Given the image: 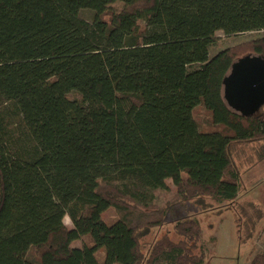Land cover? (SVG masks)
Masks as SVG:
<instances>
[{"label":"trees","instance_id":"obj_1","mask_svg":"<svg viewBox=\"0 0 264 264\" xmlns=\"http://www.w3.org/2000/svg\"><path fill=\"white\" fill-rule=\"evenodd\" d=\"M220 33L257 37L210 57ZM251 57L264 0H0V264H100V249L104 264H208L199 216L151 242L158 222L128 218L172 187L164 220L208 198L257 242L264 212L238 200L241 168L264 162V108L239 115L223 94Z\"/></svg>","mask_w":264,"mask_h":264},{"label":"rangeland","instance_id":"obj_2","mask_svg":"<svg viewBox=\"0 0 264 264\" xmlns=\"http://www.w3.org/2000/svg\"><path fill=\"white\" fill-rule=\"evenodd\" d=\"M82 19L92 21L95 17V12L89 10H82L80 12ZM105 19H108L107 17ZM257 16H249L246 20L257 21ZM220 41L215 48H211L210 57H214L226 48L237 46L241 43L249 41L257 37L256 34H244L237 37H225L223 34L218 35ZM197 121L204 125L206 117L200 111L196 114ZM255 149H249L250 151ZM243 175L244 190L239 196V202H254L262 208L264 212V162L257 167L241 168ZM172 187V185H171ZM175 190L171 189L168 194H161L158 198V205L156 209L149 211L135 210L128 215L129 220L136 223L141 229L146 225L158 222L156 227H150L145 234L148 241L159 239L166 231L173 233V226L175 221L183 218H197L201 221L204 229L203 246L208 255V264H250L253 254L251 253L254 246V255L264 252V220L258 222L255 235L259 238L253 245L250 241L241 243L238 237V219L236 218L233 207L226 205H218L208 198L202 201H191L185 205L175 208L173 214L167 219H163L162 214L165 212V206L171 202ZM123 213L114 208L109 209L104 219L108 223H114L122 217ZM65 223L69 228H72L68 217L65 218ZM215 238V242L211 241ZM85 244H90L89 238L75 243L74 247H82ZM96 258L100 264L105 262V251L100 249L96 252Z\"/></svg>","mask_w":264,"mask_h":264},{"label":"water","instance_id":"obj_3","mask_svg":"<svg viewBox=\"0 0 264 264\" xmlns=\"http://www.w3.org/2000/svg\"><path fill=\"white\" fill-rule=\"evenodd\" d=\"M224 100L242 116H254L264 108V58L251 57L236 63L224 84Z\"/></svg>","mask_w":264,"mask_h":264},{"label":"crops","instance_id":"obj_4","mask_svg":"<svg viewBox=\"0 0 264 264\" xmlns=\"http://www.w3.org/2000/svg\"><path fill=\"white\" fill-rule=\"evenodd\" d=\"M255 16H257V15H255ZM257 17H258V16H257ZM258 21H259V19H258L257 21H255V22H254V21H252V22H254V23H258Z\"/></svg>","mask_w":264,"mask_h":264}]
</instances>
